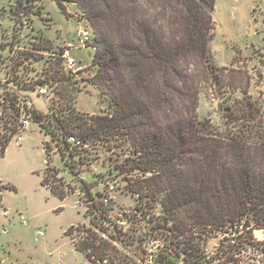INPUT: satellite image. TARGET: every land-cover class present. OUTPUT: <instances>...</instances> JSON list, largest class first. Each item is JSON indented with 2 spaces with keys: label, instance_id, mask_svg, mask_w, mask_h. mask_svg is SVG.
Masks as SVG:
<instances>
[{
  "label": "rangeland",
  "instance_id": "obj_1",
  "mask_svg": "<svg viewBox=\"0 0 264 264\" xmlns=\"http://www.w3.org/2000/svg\"><path fill=\"white\" fill-rule=\"evenodd\" d=\"M63 5L61 8L56 0H0V136L10 137L0 154V264H54L58 260L64 264H95L73 249L71 239L75 233L76 243L79 242L81 228L68 230L69 226L82 222L85 228L96 227L94 213L85 211L82 201L86 196L81 191L84 181L92 184L91 191L99 193L98 197L105 192L106 184L117 188L113 189V221H127L123 229H115L117 233L122 230L124 238H129L123 246L118 242L108 247L104 264H182L164 246L172 233L161 232L160 240L153 243L137 241L152 225H162L164 212L160 204L162 193L140 199L132 189L137 178H143L144 174L130 170L132 158L138 159L140 151L127 135L115 129L116 135L101 134L98 139H87L85 148L72 151L76 177L68 174V165L58 150L53 155V163L67 184L56 177L50 180L54 182V190L64 195L61 199L40 184L45 170L41 144L49 139L43 127L30 121L19 132L18 142H15L18 135L10 134L14 112L20 111L18 104L21 109L28 108L27 101L26 104L43 115L59 111L69 129L67 134L77 136L76 125L81 116L91 122L90 116L113 113L115 107L108 95L91 82L97 71L92 63L96 48L89 44L81 46L80 42L79 30L87 27L94 42L93 29L76 3L64 1ZM213 17L216 27L209 40L210 60L218 66L232 68L224 74L234 84L241 76L239 70L249 74H246L250 77L248 95L264 101V0H215ZM63 56L71 57L75 67L81 68L68 69ZM73 81L80 89L72 102L70 84ZM39 83H47L46 95L38 94ZM14 91L19 98L18 110L9 101ZM241 96L238 89L216 90L204 85L199 93L197 118H208L212 125L221 127L220 104L225 106ZM69 109L74 112L71 117L65 116ZM44 118L53 121V117ZM68 187H74V196L66 194ZM75 198L80 212L73 205ZM136 205L140 210H135ZM124 209L128 210L126 217L122 214ZM20 214L25 224L20 222ZM37 230H42L44 236L35 241ZM251 234L250 238L240 226L229 224L210 230L200 225L195 229L193 243L208 257L215 256L219 242L223 249H231L228 258V254L219 257L218 253L215 262L219 264H264V228H254ZM239 247L242 252L237 255ZM61 252L64 254L60 255Z\"/></svg>",
  "mask_w": 264,
  "mask_h": 264
},
{
  "label": "trees",
  "instance_id": "obj_2",
  "mask_svg": "<svg viewBox=\"0 0 264 264\" xmlns=\"http://www.w3.org/2000/svg\"><path fill=\"white\" fill-rule=\"evenodd\" d=\"M64 1L76 3L93 29L92 63L97 71L91 82L115 107L112 114L90 116L91 122L81 116L78 136L86 142L101 134L116 135L115 129L127 135L140 151L138 159L132 158L130 170L144 174L132 189L140 199L162 193L163 223L145 230L144 239L164 235L166 230V235L172 234L164 246L182 264H219L218 253L228 258L231 249H223L219 242L215 256H205L193 243L196 228L240 226L250 238L254 228H264V101L248 95L249 74L239 70L241 76L234 84L224 74L233 69L210 60L215 0H56L61 8ZM76 83L70 84L72 102L80 89ZM204 85L238 89L242 94L232 103L220 104L221 127L208 118H197ZM10 100L18 110L15 92ZM30 110L32 122L40 124L50 140L57 144L65 138L69 129L64 115L57 110L53 115ZM66 115L74 112L69 109ZM16 127L10 134L16 133ZM9 140L6 134L0 136V154ZM59 151L73 155L67 143ZM83 184L92 197V184ZM51 192L64 198L54 188ZM121 235L111 238H120L123 246L129 236ZM110 245L91 243L92 261L106 260ZM238 249L237 255L242 252Z\"/></svg>",
  "mask_w": 264,
  "mask_h": 264
},
{
  "label": "built area",
  "instance_id": "obj_3",
  "mask_svg": "<svg viewBox=\"0 0 264 264\" xmlns=\"http://www.w3.org/2000/svg\"><path fill=\"white\" fill-rule=\"evenodd\" d=\"M79 35H80L81 46H86L89 44V46H91L92 48H95V46L93 44L94 42L91 41V38H90L91 34H90V30L88 27L79 30ZM68 48L69 47L67 46V49ZM63 61L65 62L66 67L68 69L73 70V71L75 69L81 68L79 66L75 67L74 60L69 56H63ZM37 86H38L37 87L38 94L46 95L47 83H39ZM17 100H19L18 96H17ZM27 102L29 103V101H27ZM26 103H25V105H27L26 107H28V108L21 109V105L19 104L20 111L18 112V114H14L15 120L13 121V123H14V125L17 126L16 127L17 131L14 134V136L18 135L21 130L26 129L28 127L29 122L32 121L31 120L32 113L30 110L32 108V105L30 106ZM11 119H13V118H11ZM20 139H21V136L18 135L17 139H15V142H18ZM49 139L44 140L41 144V148H42V151L44 154V158H42L41 162L45 167L44 176L42 178L43 179L42 180V186L46 190L51 192V189L54 188V186L52 185V183H54V182H52V180H50V178L56 177L58 181H62V182L65 181L64 178L62 177L60 169H58L55 166V164L53 163V160H54L53 155L55 153H57L59 148H63L64 143L68 144L69 150L76 151V149L85 148L87 146V142H84L76 134H72V133L65 134V138L61 139L59 141V143H57V144H55L52 140H49ZM62 156H64L66 164L68 165V174H70V176H72V177L73 176L76 177V167L74 165L76 159L73 158V155H69L68 153H66L65 155L62 154ZM89 166L91 167L92 165L90 164ZM65 184H67V183H65ZM113 189H114V186L112 184H106L105 192L103 193V195H100L99 197L97 196V194H99L97 192H92V197H89L85 193V191L81 189L82 193L84 195H86L82 199L83 204L85 205V211H87L89 213L91 212V214L94 213L92 219L95 220L94 225L96 227L85 228L84 222L77 223V224L75 223L74 225H71V227L74 228V230H76V227L81 228V229H79V232H78L80 235L79 242L76 243V234L75 233H74V236L72 237L71 241H72L73 249L75 251H79L80 253H82L83 257L86 260H89L91 262H94V261H92L94 259V254L91 252V249L89 246L91 243L92 244H99L100 241H102V242H111L112 244L115 245L118 242L119 243L122 242V240H120V238L115 240V241L112 240V238H111L112 234L124 233L122 230L117 233L115 228L119 227L120 229H123V226H125V222H127V221L120 222V221H116V220L113 221L114 218H113L112 206H113L114 201H115V195L113 194L114 193ZM115 189H117V188H115ZM73 190H74V187H71V188L68 187L67 189H65V192H66V194H68V196H74L75 192ZM78 203H79V201L76 202V198H75L73 200V205L76 208L77 212H80V210H79L80 208L78 206ZM140 204H141V202H139V206H140ZM138 209L140 210L139 207H138ZM136 211H138V210H136ZM78 214L80 215V213H78ZM122 214L124 215V217H126V215L128 214V210L124 209L122 211ZM19 220L22 224H25V222H26V220L22 214H20ZM98 221L100 223L97 225ZM111 229H113V230H111ZM42 236H44V232L42 230H37L35 233V236H34V240L36 241V240H38V238H40ZM124 236H125V233H124V235H121V238H124ZM143 236H144V234H143ZM143 236H142V238L144 240L143 242H146V244L149 242L153 243L152 241H159L160 240L159 237H156V238L148 237L145 240ZM153 249H155V248H153ZM153 252L155 253L157 251L154 250ZM63 254H64L63 252L60 253V255H63ZM105 262L106 261L103 260L101 262V264H104ZM94 263L100 264L97 262H94ZM54 264H64V263L61 260H58Z\"/></svg>",
  "mask_w": 264,
  "mask_h": 264
}]
</instances>
